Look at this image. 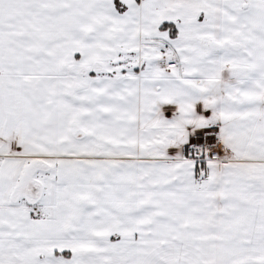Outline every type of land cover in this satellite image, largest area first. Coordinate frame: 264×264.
<instances>
[{
    "label": "snow or ice",
    "instance_id": "obj_1",
    "mask_svg": "<svg viewBox=\"0 0 264 264\" xmlns=\"http://www.w3.org/2000/svg\"><path fill=\"white\" fill-rule=\"evenodd\" d=\"M0 264H264V0H0Z\"/></svg>",
    "mask_w": 264,
    "mask_h": 264
}]
</instances>
